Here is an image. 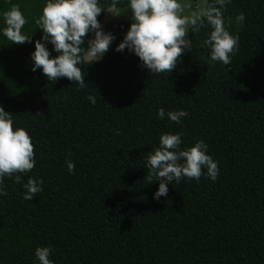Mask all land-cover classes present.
<instances>
[{"label": "trees", "instance_id": "trees-1", "mask_svg": "<svg viewBox=\"0 0 264 264\" xmlns=\"http://www.w3.org/2000/svg\"><path fill=\"white\" fill-rule=\"evenodd\" d=\"M203 1L239 37L229 65L210 62L205 23L188 27L190 47L171 72H149L135 54L114 50L132 22L128 0H118L105 29L116 39L80 65L81 87L31 71L45 0H0V12L19 6L32 36L11 44L0 35V106L29 133L35 159L20 181L13 174L0 185V264H35V248L45 246L53 264H264V0ZM98 3L107 10L112 0ZM161 107L187 116L160 119ZM166 132L182 133L181 149L203 140L217 179L202 169L199 181L182 177L153 199L159 182L146 179L145 163ZM30 177L42 191L25 200Z\"/></svg>", "mask_w": 264, "mask_h": 264}, {"label": "clouds", "instance_id": "clouds-1", "mask_svg": "<svg viewBox=\"0 0 264 264\" xmlns=\"http://www.w3.org/2000/svg\"><path fill=\"white\" fill-rule=\"evenodd\" d=\"M118 0H112L107 10H103L98 0H45L41 15L35 19L38 29L42 30L40 39L34 42V51L30 53L31 71L39 69L48 81L66 77L81 87L85 85L81 64H92L103 57L109 46L116 39L110 31H104L97 19L102 11L112 14ZM131 10V24L123 39L116 44L115 51L127 49L135 54L140 66L151 73L171 72L181 54L189 49L191 40L186 37L187 26H192L193 33L203 24L211 31L203 44L208 47L210 62L220 61L229 65L234 49L238 47V36L230 34L224 27L221 10L208 7L193 11L190 17L182 16L179 0H128ZM113 15V14H112ZM3 26L0 35L15 44L31 42L32 36L22 31L26 18L19 6L11 5L0 12ZM118 16V15H113ZM243 19V14L236 17ZM92 38L85 40L86 35ZM87 47H81L85 44ZM51 45L49 49L48 45ZM56 55H52V53ZM88 100L95 102L91 95ZM160 119L176 123L187 116L184 110L165 112L163 107L157 110ZM182 133H163L159 137V147L150 152L146 158V179L155 177L158 187L153 199L166 196L168 185L179 183L182 177L199 181L202 175L215 181L218 176V163L207 154V144L197 140L191 147L180 148ZM70 155V153H69ZM68 171L74 170V163L65 158ZM35 165L34 148L29 133L22 127L13 128V120L8 112L0 106V185L5 176H13L20 181L21 173H26ZM42 181L29 178L23 184L25 200H32L36 193L42 191ZM6 192L0 186V196ZM50 246L36 247L35 264H53L49 259Z\"/></svg>", "mask_w": 264, "mask_h": 264}, {"label": "rangeland", "instance_id": "rangeland-1", "mask_svg": "<svg viewBox=\"0 0 264 264\" xmlns=\"http://www.w3.org/2000/svg\"><path fill=\"white\" fill-rule=\"evenodd\" d=\"M214 1H218V0H214ZM195 2H196V4H195ZM179 3L182 6V11L179 14L182 16H186V17H190L191 13L193 11L204 9V7L206 6V3L203 0H179ZM197 4H199V5H197ZM195 7H197L196 10L194 9ZM112 14L117 15V12L115 10H113ZM112 14L107 12L105 14V17L103 18V20L101 22L104 31H106L105 29H106L107 24L109 22L113 21L117 17V16H113ZM189 26H190V24L187 26V28ZM187 31H186V35H187Z\"/></svg>", "mask_w": 264, "mask_h": 264}]
</instances>
